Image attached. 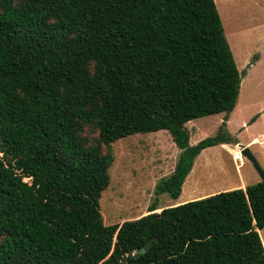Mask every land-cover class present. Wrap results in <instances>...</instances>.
I'll return each instance as SVG.
<instances>
[{
    "label": "trees",
    "instance_id": "trees-1",
    "mask_svg": "<svg viewBox=\"0 0 264 264\" xmlns=\"http://www.w3.org/2000/svg\"><path fill=\"white\" fill-rule=\"evenodd\" d=\"M246 72L215 0H0V264H264L262 180L121 224L100 202L104 146L160 130L180 154L155 193L179 198L196 157L233 142ZM221 113L191 144L187 123Z\"/></svg>",
    "mask_w": 264,
    "mask_h": 264
},
{
    "label": "rangeland",
    "instance_id": "rangeland-1",
    "mask_svg": "<svg viewBox=\"0 0 264 264\" xmlns=\"http://www.w3.org/2000/svg\"><path fill=\"white\" fill-rule=\"evenodd\" d=\"M215 1L237 67L247 71L241 83L238 106L230 113L231 123L225 129L233 142L206 148L196 157L177 199L166 193H155L156 183L174 170L180 154L167 130L136 133L108 148L104 146L103 152L113 155L110 184L100 201L107 225L148 214L154 202L159 207L178 205V202L182 204L224 190L246 188L262 180L242 149L249 147L264 169V142L258 140L246 145L255 135L264 133V0ZM223 117L221 113L189 121L186 126L191 135L190 143L196 144L219 133ZM97 134L96 129L89 126L83 132L90 142ZM238 151L243 156L242 161L235 159ZM260 235L264 243V229Z\"/></svg>",
    "mask_w": 264,
    "mask_h": 264
},
{
    "label": "water",
    "instance_id": "water-1",
    "mask_svg": "<svg viewBox=\"0 0 264 264\" xmlns=\"http://www.w3.org/2000/svg\"><path fill=\"white\" fill-rule=\"evenodd\" d=\"M242 154L250 161L253 163V165L255 166V168L257 169V171L259 172L262 181H264V169L261 166V164L259 163V161L257 160V158L255 157V155L251 152V150L249 149V147H245L242 149Z\"/></svg>",
    "mask_w": 264,
    "mask_h": 264
},
{
    "label": "crops",
    "instance_id": "crops-1",
    "mask_svg": "<svg viewBox=\"0 0 264 264\" xmlns=\"http://www.w3.org/2000/svg\"><path fill=\"white\" fill-rule=\"evenodd\" d=\"M237 106H238V104H237ZM231 123V119L229 118V120H228V122H227V125H229ZM260 141V143H263L264 142V133H261V134H257V135H255L253 138H252V140H251V142L250 143H247L246 145H249V144H251V143H253V142H255V141ZM225 144H227V143H225ZM227 146H230V144H228ZM244 184H242V186H243ZM183 190V189H182ZM182 194V193H181ZM197 199H200V198H197ZM195 200V199H194ZM185 201H188V199L187 200H185ZM179 203H181V202H178L177 204H179ZM176 205V204H175Z\"/></svg>",
    "mask_w": 264,
    "mask_h": 264
},
{
    "label": "bare ground",
    "instance_id": "bare-ground-1",
    "mask_svg": "<svg viewBox=\"0 0 264 264\" xmlns=\"http://www.w3.org/2000/svg\"><path fill=\"white\" fill-rule=\"evenodd\" d=\"M242 154H241V152L240 151H238V152H236L235 153V159H238V160H241L242 161Z\"/></svg>",
    "mask_w": 264,
    "mask_h": 264
}]
</instances>
